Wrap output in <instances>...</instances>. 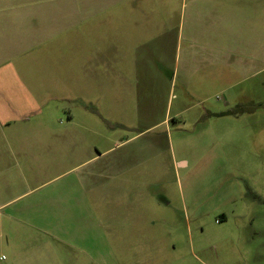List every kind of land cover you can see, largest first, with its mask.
Returning <instances> with one entry per match:
<instances>
[{"label":"rangeland","instance_id":"rangeland-1","mask_svg":"<svg viewBox=\"0 0 264 264\" xmlns=\"http://www.w3.org/2000/svg\"><path fill=\"white\" fill-rule=\"evenodd\" d=\"M69 1H56L59 15ZM85 1L71 20L33 19L30 37L7 38L34 44L0 68V241L25 240L28 224L73 225L83 209L58 216L29 206L77 209L90 190L93 207L109 195L130 207L138 196L140 244L124 249L122 264H264V70L216 79L187 27L177 46L194 0H93L86 12ZM121 30L130 52L152 37L140 50L165 49L167 68L131 56L124 71L109 63L102 51L116 57ZM127 138L133 174L128 161L111 177L99 174L101 161L86 163Z\"/></svg>","mask_w":264,"mask_h":264},{"label":"crops","instance_id":"crops-1","mask_svg":"<svg viewBox=\"0 0 264 264\" xmlns=\"http://www.w3.org/2000/svg\"><path fill=\"white\" fill-rule=\"evenodd\" d=\"M56 1L0 0V40H3L0 43V68L6 70V64L13 55H19L33 48L34 42L28 43V39L15 44L7 42V38L13 34L29 37L34 34L26 29L30 20L44 21L62 18L71 20L76 16L74 5L76 0H71L72 4L69 1V11L67 14L63 11V15H59V5ZM147 2L149 4V0ZM93 3V0L85 1L84 9H87L84 11L86 12L89 7L92 8ZM95 3L102 6L103 0H96ZM193 6L194 14L190 16V22L187 24L185 20L181 22L177 46L187 27L186 33L196 36L199 55L206 56L203 60L209 66L213 65V78L216 79L222 75L231 77L233 73L240 78H247L254 72L256 75L258 71L264 70V0H194ZM153 17L156 21L153 20L152 23H158L157 18H162L157 15ZM122 20L132 25L138 23L133 18ZM147 23L151 21L148 20ZM37 26L42 33H45L43 26L39 24ZM124 33L121 30L118 37L119 43L113 49L116 57H112L110 46L102 51L109 54L106 58L109 63L112 58H116L118 67L124 71V62L128 56H131L134 63L141 64L144 60L152 59L157 68H167L165 49L163 52L151 51L150 48L147 51L140 50L142 46L150 43L152 37H145L143 42L137 38L130 52L125 47L127 40ZM173 41L172 36L171 46ZM196 70L199 71V65ZM3 84L2 86L6 88L5 85H8V82ZM131 139H121L102 151L98 150V154L91 155L86 163L101 161L99 174L111 177L118 176L125 161H128L130 163L127 172L130 171L133 174L132 164L136 161L131 158L126 159L129 155L122 150ZM115 151L121 152L115 154ZM175 161L178 162V160ZM181 161L179 160L178 163ZM83 194L85 206H79L80 208L77 209L62 210L53 200H50L48 205L29 206L31 210L37 207L44 215L58 216L62 215V212L67 215H79L81 213L77 212L83 209L86 216L72 218L74 224L71 226L62 225L59 218L55 222L28 224L26 231L28 237L25 240L17 239L15 236L9 237V234L6 238L3 236L4 239L0 241V264H122L120 262L124 261V249L131 246L137 247L140 244L141 228L138 215L143 210L138 207V196L133 198L135 195H132L130 207H124L123 202L116 198L111 200L113 198L109 195L107 206L101 208L91 206L93 194L90 190H85ZM5 205H8V201L0 204V208ZM133 231L138 232V236L132 233ZM63 233L67 234L68 241L62 238ZM6 249L10 253V258L2 255ZM64 257L67 260H64Z\"/></svg>","mask_w":264,"mask_h":264}]
</instances>
